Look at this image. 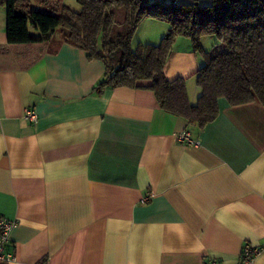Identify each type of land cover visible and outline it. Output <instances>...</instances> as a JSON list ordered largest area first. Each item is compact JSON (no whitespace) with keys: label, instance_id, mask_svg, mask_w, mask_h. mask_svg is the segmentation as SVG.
I'll use <instances>...</instances> for the list:
<instances>
[{"label":"crops","instance_id":"obj_1","mask_svg":"<svg viewBox=\"0 0 264 264\" xmlns=\"http://www.w3.org/2000/svg\"><path fill=\"white\" fill-rule=\"evenodd\" d=\"M28 2L56 15L77 9L76 0ZM141 23L145 36L168 31ZM149 40L138 42H159ZM199 66L189 40L176 38L164 74L185 80L191 104ZM104 70L60 30L8 44L0 6V216L17 222L12 264H237L246 243L262 248L253 264H264V104L221 99L198 128L160 110L149 81L94 93ZM27 108L37 123L23 118ZM180 132L194 144L178 143Z\"/></svg>","mask_w":264,"mask_h":264},{"label":"trees","instance_id":"obj_2","mask_svg":"<svg viewBox=\"0 0 264 264\" xmlns=\"http://www.w3.org/2000/svg\"><path fill=\"white\" fill-rule=\"evenodd\" d=\"M0 6L6 12L8 44L44 41L60 30L64 42L83 51L89 61H101L105 70L94 93L137 89V82L149 81L147 89L160 110L198 128L217 117L221 99L232 106L264 104V0H76L77 9L64 6L59 15L33 10L28 0H0ZM146 18L166 23L168 31L156 44L133 45L134 33ZM31 28L42 37H33ZM178 37L189 40L200 62L194 74L200 91L195 104L189 101L184 79L170 81L164 74ZM204 38L220 45L206 50Z\"/></svg>","mask_w":264,"mask_h":264},{"label":"built area","instance_id":"obj_3","mask_svg":"<svg viewBox=\"0 0 264 264\" xmlns=\"http://www.w3.org/2000/svg\"><path fill=\"white\" fill-rule=\"evenodd\" d=\"M149 3H170L171 0H147ZM23 118L30 123H37L38 116L32 108H27L23 112ZM176 141L184 145L194 144L188 132H180L175 135ZM17 222L15 220H8L0 216V264H12L15 263L16 257L12 252L7 251L9 245V233L16 226ZM262 251L259 246H254L251 244H244L237 264H253L255 257ZM205 264V263H204ZM206 264H217L211 261Z\"/></svg>","mask_w":264,"mask_h":264},{"label":"rangeland","instance_id":"obj_4","mask_svg":"<svg viewBox=\"0 0 264 264\" xmlns=\"http://www.w3.org/2000/svg\"><path fill=\"white\" fill-rule=\"evenodd\" d=\"M162 22V21H161ZM148 27H147V25H142V23H141V25H140V23H139V25H138V29H137V33H136V35L135 36H133V45H135L136 44V42H138V41H143V42H145L146 40H149V39H152V40H149V41H154V42H158L160 39H161V35L162 34H160L161 32H160V29H149V31H151V33H150V35H148L147 34V36H145V34H144V31L147 29ZM149 28H151V27H149ZM158 33H159V35H158ZM165 33V32H164ZM154 34H156V36H154ZM149 38V39H148ZM144 39V40H143Z\"/></svg>","mask_w":264,"mask_h":264}]
</instances>
